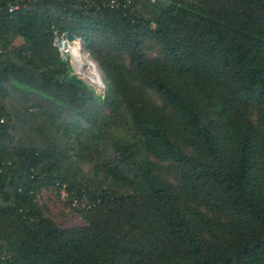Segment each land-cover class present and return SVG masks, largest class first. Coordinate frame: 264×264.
Masks as SVG:
<instances>
[{"label":"trees","instance_id":"trees-1","mask_svg":"<svg viewBox=\"0 0 264 264\" xmlns=\"http://www.w3.org/2000/svg\"><path fill=\"white\" fill-rule=\"evenodd\" d=\"M93 2L0 13V264H264V0ZM52 27L129 67L99 57L97 96Z\"/></svg>","mask_w":264,"mask_h":264},{"label":"rangeland","instance_id":"rangeland-1","mask_svg":"<svg viewBox=\"0 0 264 264\" xmlns=\"http://www.w3.org/2000/svg\"><path fill=\"white\" fill-rule=\"evenodd\" d=\"M99 1L101 3H104L107 0H99ZM71 2H74L76 4H83L86 6L87 5L89 6V4L95 5V2H93V0H71ZM134 16L137 18H141V19H148L147 16L141 13H134ZM77 40L81 42L84 53L95 64L99 72L102 87L99 88L95 86L94 84H92L89 80H87L84 72L82 73L78 64L75 62V60H72V59H71L72 63L68 62L70 66L71 74L74 75L78 81H82L84 84H86V86L90 89V91H93L97 96H102L107 92V85H109V80L107 76L105 75V73L103 72V69L101 68V66L98 64L97 59L99 57L109 58L110 56L115 57V58L120 57L121 64L125 68L129 67V61L127 57L119 56V52H113L111 50L109 51L105 49L104 46L103 47H97V46L92 47L90 45V47L86 48L85 43L80 38H77ZM22 43H23V40L21 38H17L14 41L15 46L21 45ZM148 46H149L148 55L151 58L158 57L159 52H160L159 47L153 42H150ZM92 52H94V56ZM74 63L76 64V66ZM104 80H106L107 83H105ZM149 97H153V96L147 92L145 95V98H149ZM153 100L155 102L158 101L155 97H153ZM71 142H73V139L71 140ZM36 200L38 204L43 208L44 214L47 217H49L57 226L63 227V228H69L73 226L85 225V222L83 221V219H81L79 214L70 208L67 198L63 197V194H60L59 191H56L53 188L41 189L36 196ZM217 213L219 214L218 218L220 219H225L228 214L227 211L224 209H218Z\"/></svg>","mask_w":264,"mask_h":264},{"label":"built area","instance_id":"built-area-1","mask_svg":"<svg viewBox=\"0 0 264 264\" xmlns=\"http://www.w3.org/2000/svg\"><path fill=\"white\" fill-rule=\"evenodd\" d=\"M36 1L40 0H14V1H9L6 0L4 4H2L3 0H0V13L3 10H6L9 13H13L20 8H25L28 6L29 3H34ZM133 0H107L104 3H101V6L105 8H110V9H117L119 6H122L123 8L130 7L132 5ZM2 4V5H1ZM136 6L137 9L140 8L139 3ZM88 6V5H87ZM91 7H96V5L89 4V8ZM53 30V41L52 44L55 48H57L59 52V56L63 61H68L71 62V57L70 54L66 50V45L68 44L67 40V34L66 33H61L59 34L58 31L52 27ZM8 48H5L2 46V43L0 41V53H6L8 51ZM72 206H76V200H73ZM85 206L89 208L88 202L85 201Z\"/></svg>","mask_w":264,"mask_h":264},{"label":"bare ground","instance_id":"bare-ground-1","mask_svg":"<svg viewBox=\"0 0 264 264\" xmlns=\"http://www.w3.org/2000/svg\"><path fill=\"white\" fill-rule=\"evenodd\" d=\"M66 50L70 54L71 59L75 60V62L78 64L82 73L84 72L87 80H89L95 86L101 88L102 84L100 81L99 72L95 64L84 53L81 42L77 39L72 42H68L66 45Z\"/></svg>","mask_w":264,"mask_h":264},{"label":"water","instance_id":"water-1","mask_svg":"<svg viewBox=\"0 0 264 264\" xmlns=\"http://www.w3.org/2000/svg\"><path fill=\"white\" fill-rule=\"evenodd\" d=\"M77 38L73 35V34H67V40L69 41V42H72V41H74V40H76Z\"/></svg>","mask_w":264,"mask_h":264}]
</instances>
